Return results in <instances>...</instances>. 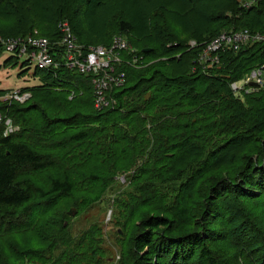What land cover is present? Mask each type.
Listing matches in <instances>:
<instances>
[{
    "label": "rangeland",
    "instance_id": "1",
    "mask_svg": "<svg viewBox=\"0 0 264 264\" xmlns=\"http://www.w3.org/2000/svg\"><path fill=\"white\" fill-rule=\"evenodd\" d=\"M37 1L39 4L36 6L43 7V0ZM71 1L64 0L67 2L65 6ZM58 2L47 0L45 5L51 11V5H58ZM190 2L74 0L73 10H79L74 16L75 24H79L83 35L74 30L70 22H65L82 46L109 45L120 37L135 47L132 43L139 38L152 41L150 35L155 33L154 23H160L159 33L173 31L177 36L182 33L183 37L190 36L193 28L198 26L196 23L202 27L208 14H214L216 1ZM34 12L37 20L40 19L36 9ZM156 13L159 16L157 20L154 18ZM6 18L0 14V28L6 23ZM122 22L131 24V32H122ZM218 22L213 25L218 26ZM31 35L44 36L41 28H36ZM7 43L8 39H0L2 102L16 100L24 104L37 101L39 97L43 99V106L50 117H65L88 110L85 97L77 101L72 93L47 87L49 82L51 84L49 73L56 76L57 70L69 68L62 65L58 69L53 68L54 72H51L52 68L49 71L36 68L25 62V58L17 60L14 58L18 56L4 52ZM157 60L155 57L151 60L144 58L142 66ZM167 71L172 72L173 69L168 67ZM251 86L255 88L253 91L261 87L252 83L246 87ZM188 87L189 83L165 84L158 77L145 79L120 105L115 126L95 131L87 141L72 142L59 150L64 153L76 177L74 195L53 205L44 204L16 228L1 223L0 264H129L141 220L150 215H169L176 206L175 202L189 210L186 231H200L204 237L213 233L211 240L218 238L217 241H222L226 237L224 234L229 232V224L231 232L236 226L237 237L221 242L225 250L230 251L228 247L231 245L232 248L239 246L241 251H249L253 262L264 261L263 239L258 253L242 244L245 232L252 234L250 239L254 241L261 232L264 233V187L261 189L264 186V136L261 138L260 133L255 135V131L241 134L239 127L225 129L222 114L210 109L211 106L189 105L186 97ZM234 92L241 98L247 93L243 88ZM253 119L260 120L258 117ZM0 126L4 135L22 130L19 120L2 114ZM79 129L81 127L65 132L68 136ZM65 136L63 132L59 133L55 140H64ZM36 139L44 142L38 137ZM189 140L192 143H186ZM224 145L228 151L222 149ZM93 175L98 177L91 179ZM224 179L240 183L238 194L234 190L228 191V185L211 189L212 182H228ZM106 182L108 185L103 190ZM99 192L102 194L98 200L85 205ZM208 204L213 220H218L216 225L226 228L221 233L219 228L200 229L201 213ZM241 221L246 222L248 229L240 228ZM204 226L208 225L205 223ZM44 249L48 251L43 263L20 259L25 250ZM216 257L219 264L225 262L218 251ZM236 259L238 261V257ZM166 260L169 262L170 257Z\"/></svg>",
    "mask_w": 264,
    "mask_h": 264
},
{
    "label": "trees",
    "instance_id": "2",
    "mask_svg": "<svg viewBox=\"0 0 264 264\" xmlns=\"http://www.w3.org/2000/svg\"><path fill=\"white\" fill-rule=\"evenodd\" d=\"M45 1L47 0H43V7L39 8L36 6L39 1L36 2V0H0L2 11L0 14L7 17L6 23L0 28V32L3 33L0 36L4 38L8 36L26 37L33 34L36 28H41L45 37L55 40L60 36V23L66 20L75 27L74 30L83 35L79 24H75L77 21L74 16L78 15L79 10L78 8L73 10L74 0L66 6L67 2L59 0L58 5H51V11L45 5ZM205 1L207 0H203ZM215 1L214 14H208V19H204L202 27L196 23L198 26L193 28L189 37H183L182 33L177 36L173 31L159 33L160 23H154L155 33H153L154 36L150 35L152 41L139 38L138 41L132 43L133 46L136 45L134 47L137 49L136 53L149 60L154 57L159 60L139 67L125 63L120 68L125 74V82L122 86H116L111 93L117 100L114 106L97 109L94 104L91 78L71 70H57L56 76L49 73L51 84L49 82L47 87L49 86L50 89L57 87L60 91L68 93L75 91L74 99L77 101L85 97V103L89 106L85 112L77 111L65 117H50L47 116L43 106V99L39 97L37 101L24 104L16 100L10 102L0 100V115L15 118L22 126L21 131L11 132L8 135H4L2 126H0V224L16 228L44 204L53 205L61 199L74 195L77 180L68 161L64 158V153L59 150L67 148L72 142L87 141L95 131L115 126L119 119L120 105L145 79L154 80L158 77L165 84L189 83L190 87H188L186 96L189 105L211 106L210 109L222 114L225 129L226 127L235 129L239 127L241 134L255 131V135L260 133V137L263 138L264 85L257 87L253 92L244 93V98H241L236 95L231 84L244 78L252 69L264 64V42L255 43L238 52L226 50L219 54L220 61L209 68L199 63V57L204 46L222 31L240 29H248L251 32L264 31V0ZM35 9L39 13L40 19L38 20L35 16ZM158 17L157 13L154 14L156 20ZM13 19H15L14 22ZM214 22H218L219 25L214 26ZM220 27L227 30H221ZM121 28L122 32L132 30L131 24L127 22H122ZM191 40H195L198 45L191 47ZM146 47L151 48L152 51L145 52ZM123 56L128 57L127 52H124ZM168 67H171L173 71L168 72ZM253 117H258L260 120L256 121ZM39 123L41 126L38 127ZM77 127L81 129L67 136L65 131ZM62 132L67 138L56 141L55 136ZM36 137L44 142L40 143ZM186 143L192 142L189 140ZM222 149L228 151L226 145ZM94 175L91 179L98 177ZM225 180L228 182H221V180L212 182L211 189L217 190L220 185H228L230 186L228 191L234 190L238 194L240 183L232 182L230 179ZM107 185L106 182L103 190ZM263 187L261 186V189ZM101 194L102 192H99L93 199L87 200L85 205L98 200ZM245 198L248 199V196ZM175 205L169 215H150L141 220L139 231L134 238V252L129 264H191L192 262L219 264L216 257L217 251L220 252L221 260L225 261L223 264H264V261L260 260L253 262L254 258L249 251H241L239 246L237 248L229 246L230 251H226L222 246V243L228 242L234 236L237 237L236 226L234 232H231L232 228L229 224V232L224 234L226 237L222 241H217L218 238L211 240L213 233L204 237L200 231H186V215L189 210L177 202ZM208 207L209 204L201 213L203 220L200 223V229L219 228L221 233L226 228L216 225L218 220H213L214 217L210 214L212 210ZM226 220L229 222L227 218ZM205 223L208 226H204ZM259 224L258 220L257 225ZM245 225L246 222H240V228L248 229ZM3 232L5 231H1ZM247 232L242 242L243 247H252L254 253L260 252L264 233L261 232L254 241L250 239L252 234ZM47 251V249L25 250L20 259L43 263ZM136 255L138 258L135 257ZM166 257H170L169 262ZM154 259L155 263H153Z\"/></svg>",
    "mask_w": 264,
    "mask_h": 264
},
{
    "label": "built area",
    "instance_id": "3",
    "mask_svg": "<svg viewBox=\"0 0 264 264\" xmlns=\"http://www.w3.org/2000/svg\"><path fill=\"white\" fill-rule=\"evenodd\" d=\"M59 30L60 36L55 40L34 35L8 37L4 50L12 56L25 58V61L42 70L49 71L52 68L51 72H54L53 68L58 69L59 66L64 65L72 71L89 76L94 89L95 107L104 109L114 106L117 100L111 94L112 90L125 82V74L120 68L125 63L134 67L142 66L145 57L136 53L137 49L120 37L115 38L109 45L92 47V45L83 44L82 46L65 21L60 23ZM258 42H264V31L251 32L248 29L222 31L204 46L199 63L204 67H211L220 61V53L226 50L238 52ZM196 45L198 44L195 40L190 41L191 47ZM124 52H127L128 57L123 56ZM251 83L264 85V64L252 69L244 78L233 82L231 86L236 91L243 88L250 93L255 88L246 86ZM72 97H75L74 92Z\"/></svg>",
    "mask_w": 264,
    "mask_h": 264
},
{
    "label": "water",
    "instance_id": "4",
    "mask_svg": "<svg viewBox=\"0 0 264 264\" xmlns=\"http://www.w3.org/2000/svg\"><path fill=\"white\" fill-rule=\"evenodd\" d=\"M151 51H152L151 48L145 49V52H151ZM252 85L260 86V84H257V83H252ZM70 213H73V212L71 211Z\"/></svg>",
    "mask_w": 264,
    "mask_h": 264
}]
</instances>
